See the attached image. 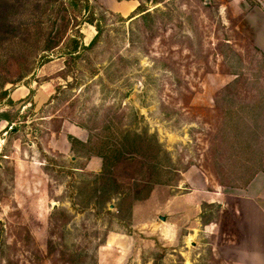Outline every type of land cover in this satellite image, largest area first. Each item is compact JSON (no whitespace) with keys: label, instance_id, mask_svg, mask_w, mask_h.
I'll list each match as a JSON object with an SVG mask.
<instances>
[{"label":"rangeland","instance_id":"374dc122","mask_svg":"<svg viewBox=\"0 0 264 264\" xmlns=\"http://www.w3.org/2000/svg\"><path fill=\"white\" fill-rule=\"evenodd\" d=\"M13 2L0 264H264V183L262 215L239 196L264 170V0H90L94 45L60 54L57 20L47 58Z\"/></svg>","mask_w":264,"mask_h":264},{"label":"trees","instance_id":"16d2710c","mask_svg":"<svg viewBox=\"0 0 264 264\" xmlns=\"http://www.w3.org/2000/svg\"><path fill=\"white\" fill-rule=\"evenodd\" d=\"M3 2V0H2ZM60 2H63L60 0ZM49 0L41 2L40 0H21L19 8L23 9L27 14L32 13L36 17L34 34L41 39L42 58H47L50 53L59 48L57 42L58 36H61L63 28L56 26V21L61 20L65 23H71V33L64 35L66 42L62 47L60 54L78 53L80 49L90 48L94 45L96 39L101 33V18L99 13L92 10L90 0H67L59 5H49ZM13 0H4L3 8L0 9L4 17H9L12 11L17 8ZM76 10V11H75ZM101 15L106 11L99 8ZM79 14V15H78ZM54 18V19H52ZM86 23L92 25L96 29V35L88 46L84 45L81 37L80 25ZM11 22L6 21V26L10 27ZM75 30V33L72 31Z\"/></svg>","mask_w":264,"mask_h":264},{"label":"crops","instance_id":"0c3cea01","mask_svg":"<svg viewBox=\"0 0 264 264\" xmlns=\"http://www.w3.org/2000/svg\"><path fill=\"white\" fill-rule=\"evenodd\" d=\"M115 4H120L118 6L119 11L123 14V13H130L131 11L134 10V6L133 3H130L129 1H122L117 2ZM114 4V5H115ZM116 7V6H115ZM264 183V170L255 174V176L253 178H251V180L247 183L246 189L243 192L239 193V196L242 200H244V202L246 204H251L252 210H249L251 212L252 215L257 216V214H263L262 211H260V207L257 203L254 202V197L258 196L259 194V190L261 188L260 185ZM259 188V190H258ZM234 214L238 213V211L233 210Z\"/></svg>","mask_w":264,"mask_h":264}]
</instances>
